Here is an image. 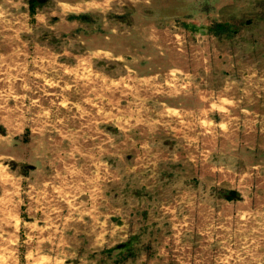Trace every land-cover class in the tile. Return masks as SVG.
<instances>
[{"label": "rangeland", "instance_id": "obj_1", "mask_svg": "<svg viewBox=\"0 0 264 264\" xmlns=\"http://www.w3.org/2000/svg\"><path fill=\"white\" fill-rule=\"evenodd\" d=\"M0 264H264V0H0Z\"/></svg>", "mask_w": 264, "mask_h": 264}, {"label": "trees", "instance_id": "obj_2", "mask_svg": "<svg viewBox=\"0 0 264 264\" xmlns=\"http://www.w3.org/2000/svg\"><path fill=\"white\" fill-rule=\"evenodd\" d=\"M82 18H84V16H82Z\"/></svg>", "mask_w": 264, "mask_h": 264}]
</instances>
